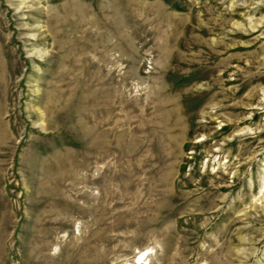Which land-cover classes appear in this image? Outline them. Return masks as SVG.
Returning a JSON list of instances; mask_svg holds the SVG:
<instances>
[{"label":"rangeland","instance_id":"1","mask_svg":"<svg viewBox=\"0 0 264 264\" xmlns=\"http://www.w3.org/2000/svg\"><path fill=\"white\" fill-rule=\"evenodd\" d=\"M0 264H264V0H0Z\"/></svg>","mask_w":264,"mask_h":264},{"label":"bare ground","instance_id":"2","mask_svg":"<svg viewBox=\"0 0 264 264\" xmlns=\"http://www.w3.org/2000/svg\"><path fill=\"white\" fill-rule=\"evenodd\" d=\"M147 253L148 252H143L142 254H140L138 257L139 261H142V263H144V261L147 259Z\"/></svg>","mask_w":264,"mask_h":264}]
</instances>
